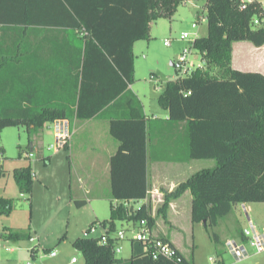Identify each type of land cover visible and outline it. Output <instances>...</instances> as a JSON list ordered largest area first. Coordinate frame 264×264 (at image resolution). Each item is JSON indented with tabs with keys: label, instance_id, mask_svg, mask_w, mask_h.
Returning a JSON list of instances; mask_svg holds the SVG:
<instances>
[{
	"label": "trees",
	"instance_id": "1",
	"mask_svg": "<svg viewBox=\"0 0 264 264\" xmlns=\"http://www.w3.org/2000/svg\"><path fill=\"white\" fill-rule=\"evenodd\" d=\"M179 2L0 0V131L24 125L33 150L34 139L55 119L106 118L109 133L118 142L109 158L110 225L116 220L131 221L137 228L144 219L153 229L150 207L143 202L130 211L128 202L145 198L149 190L147 153L148 145L155 141L164 142L162 154L165 148L173 151L174 147L179 161H215L187 178L192 191V222L208 221L215 226L238 203L264 202V74L231 65L233 40L264 44V23H251L261 10L257 1L240 10L235 0H205L207 34L196 37L191 48L216 72L198 66L167 81L158 96L167 118L148 131L142 104L130 88L134 81L133 44L147 40L150 22L171 18ZM34 27L70 31L81 42L82 58L78 61L77 56L74 70L66 72L65 82L70 83L65 86L66 99L62 95L54 102L46 96L37 73L17 76L35 55L12 54L13 48L22 49L26 44L22 36L14 34ZM14 60L21 61L19 72L11 65ZM5 174L0 167V178ZM12 174L19 192L30 195V163L14 168ZM85 202L76 200L78 206ZM164 202L162 208L166 209L168 200ZM12 208L11 198L0 197V214H9ZM236 234L243 238L242 230ZM5 236L12 240L31 238L29 232ZM105 236V243L101 234L74 240L84 264H177L153 258L148 243L133 238L129 257H117L116 239L108 233ZM154 237L169 241L181 255V264H193L166 236Z\"/></svg>",
	"mask_w": 264,
	"mask_h": 264
},
{
	"label": "rangeland",
	"instance_id": "2",
	"mask_svg": "<svg viewBox=\"0 0 264 264\" xmlns=\"http://www.w3.org/2000/svg\"><path fill=\"white\" fill-rule=\"evenodd\" d=\"M204 4L205 0H180L171 18L152 20L149 38L134 44V81L131 87L145 104L149 116L164 118L166 112L160 107L158 96L167 81L175 80L182 73L171 63L183 48L191 47L193 38L207 34V22L202 18L206 14ZM183 32H187L189 38L181 39ZM167 40L169 44L165 45L164 41ZM231 54L232 67L264 73V44L256 46L248 40H233ZM189 59L194 62L192 67L199 64L210 73L216 72L214 67L203 63L195 50H192ZM150 75L161 79L160 89L148 81ZM49 126L47 124L43 128L38 150L45 158H39L35 150L40 138L36 140L33 150L29 147V135L24 125L7 126L0 131V167L6 172L0 178V197L13 200L11 212L0 214V264H67L72 257L76 259L74 264H84L82 253L73 242L77 237L84 236L83 233L91 225H96L93 235L108 233L116 239L119 248L117 257H129L135 225L131 221L119 220L110 225L111 195L105 182H101L98 194L92 189L88 176L82 175L77 168L75 154L86 165L85 155L94 150L93 140L96 138L88 135L87 131L77 133L73 135L70 147L48 150L47 147L54 143ZM110 140L116 141L111 135ZM162 147L163 141L148 145L151 161L152 155L162 153ZM164 153L167 154V151ZM28 162L33 173L30 195L19 192L12 174L14 168ZM214 164L213 159H193L186 170L184 165L178 167L172 163L160 166L162 175L167 176L158 185L162 201L149 199V203H146L151 207L150 212L155 219L153 230L156 236L163 233L169 235L185 256L197 264H213L209 257L221 260L223 264H264V251L236 261L225 246L226 240L237 238V231L247 227L248 217L258 229L264 228V202L238 203L215 226H210L208 221L192 222V191L186 183L187 178L195 171ZM169 193H173L174 197L168 196ZM80 199H86V202L78 206L76 200ZM173 199L179 209L177 212L162 208L164 201ZM142 203V200H133L128 207L134 211ZM10 232H29L35 240L6 239L5 235ZM49 250L56 251L54 258L48 257Z\"/></svg>",
	"mask_w": 264,
	"mask_h": 264
},
{
	"label": "crops",
	"instance_id": "3",
	"mask_svg": "<svg viewBox=\"0 0 264 264\" xmlns=\"http://www.w3.org/2000/svg\"><path fill=\"white\" fill-rule=\"evenodd\" d=\"M11 32H9L10 34ZM15 36H22L26 41L24 47L20 48H13L11 50L12 54L18 55L21 52L25 54L33 52L35 56L32 59L27 60L23 67H25L24 72L20 77H28L31 73H37L40 77L41 86L45 87L44 94L46 96H51L54 102L61 100L58 97L63 95V99H66V90L65 86L70 83L65 82V77L67 75V71H73L75 68V59L78 56L81 60L82 52H81V42L78 38L73 36V33L70 31H63L61 29H47V28H37L34 27L32 30H26L23 32H17L14 34ZM13 36V35H10ZM139 41V40H138ZM137 42V41H136ZM135 42V43H136ZM134 43V44H135ZM133 44V47H134ZM12 67L18 68V72L20 71V67H22L21 61H12ZM81 64V61H80ZM172 65V63H171ZM199 65V64H198ZM173 66V65H172ZM9 68V66H8ZM20 74V73H19ZM264 74V73H263ZM69 75V73H68ZM182 75V74H181ZM151 76V75H150ZM148 78L149 82H152L156 89H160L159 83L161 79L155 76V79ZM17 77V78H18ZM132 85V84H131ZM130 88L132 90V87ZM133 91V90H132ZM134 92V91H133ZM135 93V92H134ZM65 94V97H64ZM136 94V93H135ZM138 97V95H136ZM70 95H68V99ZM139 98V97H138ZM144 114L147 119V127L148 131L152 130V128L157 127L158 124L164 118H167V111H165L164 118H160L156 115L149 116L146 109L145 104L139 98ZM122 110V109H121ZM70 129L73 132L70 141L66 144L65 148L70 147V144L73 140V135L75 136L77 133L88 132V135L94 136L96 140H93L94 150L90 153H87L85 156L87 162L84 165L83 159L80 158L78 154H75L77 159V168L79 172L85 176H88L89 180L92 181V189L96 193H100V188L102 186L101 182H105V187L110 191L109 187V178H110V169H109V158L111 154H113L117 148L118 142L110 140V133H109V122L106 118L103 117H92L89 119H76L75 117L69 120ZM51 128V127H49ZM53 133V132H52ZM101 136V139H100ZM41 137L38 136L34 139V144H36V140L40 138L39 145L36 144L37 155L39 158H45L42 152H39V148L41 147ZM169 149L167 154L162 153H155L153 156V160H150L149 156V149L147 153V170H148V181H149V190L145 196V198L140 199L145 203H149L148 200L151 199H159L158 201L161 202V193L159 191L158 185L160 184L161 179H167V176L162 175L160 171V166H167V164H173L174 166H183L184 170H186V166L192 162L191 160H183L179 161L177 159V155L175 154V149L173 147V151L171 148H165V150ZM32 150V149H31ZM32 154V153H31ZM165 155V156H163ZM170 155L174 158H170ZM28 157L30 155H27ZM169 156V157H168ZM180 159V158H179ZM171 188L169 189V191ZM110 193V192H109ZM104 196V193H103ZM192 199V197H191ZM129 201V205H130ZM176 200H168L167 208H169L172 212H177ZM191 202V201H190ZM164 202L161 204L163 206ZM151 208V207H150ZM154 235H157L154 230L152 229ZM177 248L178 246L175 242L171 239V237L165 233H163ZM235 236H238L235 234ZM31 241V240H30ZM32 242V241H31ZM179 249V248H178ZM180 250V249H179ZM31 251V250H30ZM181 251V250H180ZM33 252V250H32ZM181 253L185 256V254L181 251ZM49 257V256H48ZM55 257V256H54ZM49 257V258H54ZM73 258V257H72ZM193 264H197L192 259ZM76 263V262H74ZM70 261L67 264H74ZM223 264V261H222Z\"/></svg>",
	"mask_w": 264,
	"mask_h": 264
},
{
	"label": "built area",
	"instance_id": "4",
	"mask_svg": "<svg viewBox=\"0 0 264 264\" xmlns=\"http://www.w3.org/2000/svg\"><path fill=\"white\" fill-rule=\"evenodd\" d=\"M187 1V0H182ZM236 4L238 6V9L243 10L246 9L248 4L250 2L257 1L260 5V12L256 14L252 20L251 23L253 26H261L264 23V0H235ZM203 19H206V17H202ZM201 18V19H202ZM181 39L189 38V34L187 32H183L180 36ZM196 38V37H195ZM193 38L191 40V43L195 39ZM165 45L169 44V40L164 41ZM192 53L191 47H185L182 49V51L177 55L175 60H173L172 65L175 69L181 71L182 75L189 73L192 69L195 67H192L194 65V62L190 61V55ZM200 65H196L198 67ZM150 79H155L154 75L150 76ZM52 128V134L54 137V143L50 144L47 149L56 151L58 148H64L66 144L70 141L73 132L70 129V123L69 119L67 118H60L55 119L50 123ZM28 155H31L28 154ZM33 176V173H32ZM247 227L242 230V235L238 236L237 238H230L225 241V246L228 249V251L232 254L234 259L236 261H242L253 253H261L264 251V228L258 229L254 222L248 217L247 218ZM99 225V224H98ZM96 228V225H91L88 228V231H85L83 235L89 236L93 235L94 230ZM155 235L152 232V229H150L147 225L146 220L142 219L139 221L138 227L135 230V233L133 234V239L140 240L143 242L148 243V247L151 248V253L153 258H159L163 257L169 261L175 262L177 264H181L183 261L181 255L178 253L176 248L171 245V243L167 240L159 239L154 237ZM31 241H34L35 238L31 237ZM106 236L105 233H101V242L105 243ZM119 252V248H115V253ZM47 255L49 257L56 256L55 250H49L47 252ZM209 261L213 264H222L221 260L213 259L209 257ZM71 263L76 262V259L73 257L70 259ZM26 264H31L30 262H27Z\"/></svg>",
	"mask_w": 264,
	"mask_h": 264
}]
</instances>
